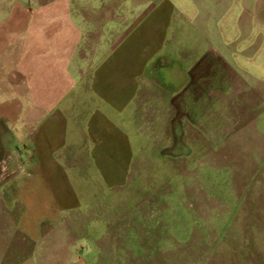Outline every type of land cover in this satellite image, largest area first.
Returning a JSON list of instances; mask_svg holds the SVG:
<instances>
[{
  "label": "crops",
  "instance_id": "1",
  "mask_svg": "<svg viewBox=\"0 0 264 264\" xmlns=\"http://www.w3.org/2000/svg\"><path fill=\"white\" fill-rule=\"evenodd\" d=\"M78 1L100 4L93 20H104L100 30L73 26L70 6ZM148 1V32L131 26L135 48L127 52L129 43L110 50L100 36L106 23H124L120 0H0V172L28 169L30 177L3 185L2 205L12 208L0 224V259L45 264L47 245L37 243L47 221L66 225L81 211L71 195L57 215L48 210L68 167L96 171V183L110 191L131 184L133 169L134 181H150L157 166L190 181L192 167L223 157L231 139L236 154L247 148L233 160L236 181H264L255 162L264 156V130L253 108L264 107V0H134L135 9L144 13ZM9 226L29 244L8 245ZM63 228L57 263L86 264L87 249Z\"/></svg>",
  "mask_w": 264,
  "mask_h": 264
},
{
  "label": "rangeland",
  "instance_id": "2",
  "mask_svg": "<svg viewBox=\"0 0 264 264\" xmlns=\"http://www.w3.org/2000/svg\"><path fill=\"white\" fill-rule=\"evenodd\" d=\"M120 1L124 3L120 14L124 23H106L100 36L105 38L106 49L112 50L118 42L120 48L129 43L127 52H131L135 48L131 42L134 31L148 32L150 25L146 24L154 7L150 1L145 2L143 12L146 11L141 13L135 9L134 0ZM83 4L88 7L83 8ZM70 7L73 26L82 33L100 30L104 20L100 18V23H93L97 21L96 15L102 14L98 2L78 1ZM148 12L149 16L145 15ZM173 16L179 21L181 10L175 8ZM136 25L137 30L130 33L131 26ZM181 32L182 29L178 33ZM175 44L181 47V42ZM253 108L258 113L255 127L264 130V107ZM128 131L133 132L129 128ZM230 141L222 149L223 157L215 160L214 155L211 158L207 155L198 169L192 167L190 181H181L179 176H170L157 166L148 171L150 181H134L138 170L133 169L131 184L120 191H110L96 183L99 179L94 170L62 169L61 184L55 195L47 197L48 210L53 206L57 215L61 201L71 195L79 201L81 211L66 219V225L56 227L55 221H47L44 226L47 234L37 243L40 247L42 243L47 245L41 248L45 254L43 262L59 264L56 259L65 245L61 232L67 226L70 241L87 249L83 252L86 264H264V202L246 199L250 195L264 197V181H236L240 166L234 162L246 157L247 148L245 144L240 146L244 153L236 154L230 148ZM261 141L264 145V137ZM255 162L264 166V156L257 157ZM27 171L2 170L0 191L8 181H28ZM143 172L144 177L148 175L147 171ZM38 178L33 181H49ZM4 190L0 196L4 197ZM239 197L243 198L242 202ZM1 199L0 224L4 225V215L12 205L9 202L2 205ZM13 228L8 227L7 240H14L8 245L29 244L18 234V227ZM0 264H13V261L0 259Z\"/></svg>",
  "mask_w": 264,
  "mask_h": 264
}]
</instances>
